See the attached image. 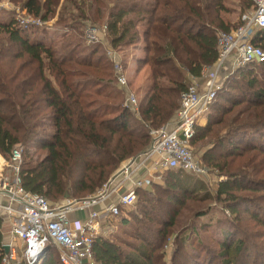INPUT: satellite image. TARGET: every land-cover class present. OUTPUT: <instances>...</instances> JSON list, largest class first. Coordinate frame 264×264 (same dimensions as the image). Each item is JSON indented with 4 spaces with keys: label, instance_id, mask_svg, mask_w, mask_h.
Listing matches in <instances>:
<instances>
[{
    "label": "trees",
    "instance_id": "trees-1",
    "mask_svg": "<svg viewBox=\"0 0 264 264\" xmlns=\"http://www.w3.org/2000/svg\"><path fill=\"white\" fill-rule=\"evenodd\" d=\"M16 1L21 10L44 21L52 19L60 8L57 20L60 26L71 25L69 22L73 19L69 20V17L74 16V9L79 11L76 19H107L109 44L114 48L136 44L142 38L146 43L143 63L150 66V75L138 107L140 117L137 118L130 107L112 103L118 98L126 101V96L123 98L119 93L114 96V92L109 91L114 86L119 87L118 79L102 43H93L91 49L82 50L83 54H87L80 57L82 52L71 47V41L60 49H54L52 42L46 39L44 28L22 27L15 11L8 12L7 21L0 19V33L19 49L13 61L4 62V44L0 47V153L11 160L13 149L17 145L23 146L20 175L24 188L51 199L95 192L122 162L148 151L153 142L150 128H159L176 118L182 93L191 82L190 75L199 77L204 68L216 63L219 32L231 31L239 24L224 20L222 14L229 11L225 0H115L108 12L103 10L105 0ZM241 4L251 8L253 0H241ZM252 42L264 51V29L254 32ZM263 66L264 61H254L237 68L233 75L237 80L247 79L250 87L263 85L249 93L251 99L248 102L251 105L247 109L252 110L248 118L253 120L238 123L235 118H223L214 121L216 102L228 92L231 75L210 107L207 125L197 127L192 142L205 139L216 124L225 123L227 136L224 141H229L230 148L225 160L244 156L255 149L264 153L263 145L258 146L251 141L243 145L244 141L236 138L241 130L250 126L256 132L264 128V82L255 75V70ZM238 104L235 103L233 108ZM226 109L220 105L217 111L225 113ZM132 121H135L136 127L131 126ZM232 124H236L235 127ZM48 126L53 127V131L47 132ZM198 133L200 137H197ZM231 135L233 139L228 137ZM247 147L252 150L246 151ZM40 150L46 151L43 157L36 154ZM254 160L252 157L248 164ZM220 167L224 172L230 165L224 163ZM166 171L170 174L165 179V189L164 184L162 187L155 186L156 189L181 191L184 199L201 193L208 199L212 198L205 191L204 183L188 171L181 168ZM226 174L228 178L218 185V200L225 203L230 214L240 223L245 218L243 215H247L264 227L262 209L255 204L258 200L264 201V196L249 200L236 193L238 190H250L253 193L263 192L264 195V178L256 180L243 170ZM143 190L146 189H140L138 195ZM173 200L176 204L182 201L178 195L167 197L169 203H174ZM143 214L142 224L130 233L138 243L111 240L106 234L95 239L97 264H168L165 248L172 238L177 215L167 220L159 214L160 220L147 208ZM6 221L0 215V264H3L6 254L3 234ZM123 223L124 227L130 224L128 216L124 217ZM103 228L109 234L115 226L106 221ZM223 232L219 245L222 263L249 264L247 258L243 261L246 241H232L231 233L227 230ZM179 242L185 245L186 241L182 238ZM201 244L204 245L199 242ZM206 252V248L200 252L205 254L204 261L193 259L191 264H208ZM175 259L174 263L177 262ZM34 264H63L59 248L49 242L46 258Z\"/></svg>",
    "mask_w": 264,
    "mask_h": 264
},
{
    "label": "built area",
    "instance_id": "built-area-1",
    "mask_svg": "<svg viewBox=\"0 0 264 264\" xmlns=\"http://www.w3.org/2000/svg\"><path fill=\"white\" fill-rule=\"evenodd\" d=\"M15 13L24 28L47 24L26 10L18 9ZM261 29H264V0H253L251 9L241 14L237 27L220 32L218 60L213 66L204 68L201 76L191 79L188 89L182 93L176 118L159 128H150L151 148L123 165L120 173L106 182L94 196L53 205L47 197L27 191L20 175L24 147L17 145L7 163L13 178L10 181L4 178L0 187V192L11 199L7 206L0 205L11 220V240L5 243L9 251L3 264L40 262L48 252L49 242L59 248L63 264H97L94 242L98 236L108 233L103 228L104 222L111 224V220L118 218L124 208L135 205L140 189L151 187L161 179L164 171L173 168L184 169L199 178L206 175V169L191 144L197 134L199 120L208 117L210 107L236 68L264 61L263 49L252 42L254 32ZM108 31V24L103 27L88 25L85 37L89 43L103 44ZM106 54L113 64L118 86L126 92L125 105L138 110L139 99L129 88L126 67L118 50L108 45ZM232 56V69H235L230 73L226 72V67ZM79 210L89 214L84 222L79 220L77 226H72L70 216ZM18 242L23 247L20 248Z\"/></svg>",
    "mask_w": 264,
    "mask_h": 264
},
{
    "label": "rangeland",
    "instance_id": "rangeland-1",
    "mask_svg": "<svg viewBox=\"0 0 264 264\" xmlns=\"http://www.w3.org/2000/svg\"><path fill=\"white\" fill-rule=\"evenodd\" d=\"M64 0H62L63 2ZM115 0H105V8L103 7V10L105 9L106 12H108L109 9H112L113 2ZM227 3V7L230 8L229 11L225 12L224 16L226 19L230 21H236L235 24L240 23V17L241 14L245 11H248L251 8L243 7L241 4V0H225ZM1 7H0V19L7 21L9 19V13L8 12H17L18 9H21L20 4L16 0H0ZM59 10L57 9L56 14L54 17L47 21V24L43 25L42 28L45 29L46 35H47V41L50 43L52 42L54 49H60L63 44H66L67 41H71L73 45L71 47H74L78 49V51L85 50V49H91V45L93 43H89L86 40L85 37V30L88 25H97L99 27H103L107 21V19L101 18L97 19L96 21L93 20H87V18H78L76 19V16H78L77 10L74 11V16L70 15L69 24L70 26H60L57 22L59 18ZM84 11V10H83ZM84 13V12H83ZM66 24V23H65ZM44 31V30H43ZM43 31H39V33H43ZM222 32V31H220ZM219 32V34H220ZM34 33H32L33 37ZM70 37H73V40H70ZM109 38V39H108ZM110 41L109 32L106 37V42L102 44L104 51H106ZM5 47V50L3 51L5 57H3L4 62L13 61V57L16 52L19 51V49L13 44L10 43L8 40V37H6L4 34L0 33V47ZM3 47V48H4ZM126 47H117L116 50H118L119 56L124 61L125 58L128 56V49L126 52L124 51ZM87 54V53H85ZM82 54L80 57H82ZM146 56V53H145ZM145 58V57H144ZM143 58V59H144ZM13 59V60H12ZM19 63V61H18ZM125 63H128L127 60L124 61V65L126 67L127 72V66ZM143 65V64H142ZM141 66V65H140ZM144 66V65H143ZM141 66L140 68H142ZM257 68L255 71L258 75L259 79H261L264 82V66L261 69ZM237 68L232 72V76L229 79L228 84V92L225 94H222L221 97L216 102V111L214 113V121H217L218 119H225V120H232L235 118V120H238V123H242L243 121L247 120H253V118H248L249 112L252 110H248V106L251 105L249 101L250 94L253 92V90L260 88L263 86L260 84L258 87H250L249 83L246 80H242L241 78L239 80L236 79V77L233 78V75L235 74ZM228 72V71H227ZM128 73V72H127ZM147 73H150V66H146V70L144 73L145 75H148ZM130 72L127 74L128 79ZM230 77V76H229ZM228 77V78H229ZM108 79V78H107ZM146 78H143L140 82L137 80V83H134L133 80L130 81V87L131 90L137 95L140 100L142 99L143 95L145 94V88L147 85ZM190 83V82H189ZM109 91L114 92V96H117V93L120 94L121 97H125L126 94L125 90L123 91L119 87L111 88ZM124 92V93H123ZM250 95V96H249ZM118 105H125V101H123L121 98H118L115 102ZM235 103H240L238 105H235ZM222 105L223 107H226V111L221 112L217 111L218 106ZM246 108V111H245ZM241 112V113H238ZM138 110H133L132 114L139 118ZM238 116V117H237ZM136 118V119H137ZM209 119L207 117V122H205L204 127L207 125ZM135 121H132L131 126L136 127ZM235 127L236 124H232V127ZM227 128V127H226ZM224 124H216L212 131L207 135L205 139L199 140L197 142H192V148L193 151L198 158L199 162L202 164L203 167L206 169V175L199 178L198 176H195V179H198L202 181L205 185V191H208L210 195L212 196L211 199H208L205 194H198L194 196H190L188 198L183 197L181 194V191H165V190H159L156 189L155 186H164L166 184L165 179L167 180L170 172L164 171L161 174V179L156 180L154 184L147 188L146 190H143L139 193L137 202L135 205L130 207L129 209H124L123 216L118 217L116 219H112V225L115 226L114 230L106 234V237L111 240H129L133 241L134 243H138V240L133 239L131 237L132 234H130L132 231H136L137 227L140 226L144 219V210L146 208L150 213H153V216H155L157 219L160 218L159 214L164 215L167 220L168 217H172L173 215L176 216V225L173 229V235L172 238L169 240L168 245L166 246V256L165 261L168 264H191V260H200L204 261L203 257L205 254H200L202 252L203 248H206L208 256L206 257V262L208 264H223L222 263V249L219 248L220 241H222V233L223 231L227 230L231 233L230 240L236 241L237 239H244L246 241L247 249H246V257L248 259L249 264H264V227L262 225H257L254 221H252L249 216L243 215L245 218L241 221L237 220L235 216H232L230 214V211L228 208H226V205L224 202L218 200L217 192H218V185L221 181L228 178L226 173L230 172H239L240 170H243L244 172H248L250 175L258 179L264 178V153L260 152L258 149H255L253 151L252 148H246V151L250 149L251 153H248L241 157H234L229 158L225 160V156L227 154V151H229V141H224V137L227 136V131ZM53 131V127L48 126L47 132ZM236 138L242 139L241 141H244L242 144H247L248 141H251L252 143L264 146V128L260 132H256L252 126H250L247 129L241 130V133H239ZM200 133H198L197 137H200ZM230 139L231 136H228ZM220 139V140H219ZM233 139V138H232ZM223 142V145H220V143ZM35 151L34 149L32 150ZM38 157H43L46 154V151L40 150L39 152H36ZM139 156V155H138ZM138 156H134L132 158L127 159L126 161L122 162L116 169H114L107 177V179L100 185V187L92 193L82 194L78 196H62L58 199H51L48 197L49 201L53 205H61L66 204L70 201H76L84 198H88L91 196H94L98 191L102 188V186L108 182L111 178L115 177L118 173H120L123 165H125L129 160L134 159ZM3 157V156H2ZM254 157V162L248 164L251 160V158ZM4 158V157H3ZM6 162L8 163L9 160L4 158ZM24 159V156H23ZM224 163H228L230 165V168L225 169L223 172L221 170L220 165H223ZM248 164V166H246ZM246 166V169L244 167ZM220 167V168H219ZM263 171L260 173V171ZM7 178L9 181L12 180L13 174L9 166L6 165L5 170L3 171V179ZM0 180V187L1 182ZM164 184V185H163ZM166 185L163 187L165 189ZM146 191L151 192L148 193ZM153 191V193H152ZM237 195L240 197H245L249 200H251L252 197H263V192H257L253 193L250 190H238L236 191ZM178 195L179 198L182 200L181 203L176 204V202L173 200L174 203H169L167 201L168 196H176ZM254 198V199H255ZM11 202V199L6 194L0 195V205L1 206H7ZM256 207L262 209L261 216L264 217V201L258 200L256 201ZM256 208V209H257ZM258 210V209H257ZM0 215L4 217L6 222H4V231H5V237L7 238L9 236V232L11 230V220H9L7 216V212L0 208ZM128 216L130 220V224L126 225L124 227V217ZM159 221V220H158ZM219 222H221L219 224ZM118 225V226H117ZM220 225L218 228L217 226ZM153 227L156 229V226ZM222 227V230L220 229ZM224 233V232H223ZM178 235V237H177ZM177 237V239H176ZM184 239L185 245H182L181 239ZM7 241V240H6ZM199 242L204 243V245H199ZM180 245V246H178ZM54 247V246H53ZM21 248V247H20ZM52 248V247H51ZM177 248L179 249L177 252ZM209 250H208V249ZM54 249V248H53ZM190 253H193L194 255H191ZM47 255V254H46ZM201 255V256H200ZM196 256V258L194 257ZM200 256V257H199ZM43 258H46L44 255ZM177 262L174 263V261ZM25 264V263H24ZM197 264H205L204 262Z\"/></svg>",
    "mask_w": 264,
    "mask_h": 264
},
{
    "label": "crops",
    "instance_id": "crops-1",
    "mask_svg": "<svg viewBox=\"0 0 264 264\" xmlns=\"http://www.w3.org/2000/svg\"><path fill=\"white\" fill-rule=\"evenodd\" d=\"M226 6H227V3H226ZM224 15L225 14L223 13L222 16L227 23L235 24L236 21L232 22V21L226 19ZM145 45H146L145 39L142 38V40L140 42L133 44V45H130V46H127L128 48L124 49L125 52L127 49L129 50L127 53L128 56H127V58L124 59V61L125 60L128 61V63H125L127 66V72L128 73L130 72V74H129L130 78L129 79H130V81L133 80L134 83H137L138 82L137 80H139V82H140L143 78H146L145 80L148 81V78L150 75V73H147L148 75H145L146 77H144V73H145L146 66H147V65H144V63H143V60H144L143 58L145 57V50H144ZM233 59H234V56L230 57L229 61L227 62L226 72L230 71V73H231L235 69V68L232 69L233 68ZM140 65L143 67L140 68L141 67ZM193 77H195V76L190 75V80ZM205 122H207V117H202L199 120L198 126H204ZM0 157H1V160H0V180H2L3 179L2 178L3 171L5 170L7 162L2 157L1 153H0ZM0 195H4V193L0 192ZM88 214H89L88 211H83V210H79L77 212L72 213L70 216V222L72 223V226H77L78 224H76V223H78L77 221H79V220L84 222L86 220ZM3 234L5 235L4 228H3ZM10 240H11V236L9 234V236L7 238L5 237V243L10 242ZM18 246L23 247V244L21 242H18Z\"/></svg>",
    "mask_w": 264,
    "mask_h": 264
},
{
    "label": "water",
    "instance_id": "water-1",
    "mask_svg": "<svg viewBox=\"0 0 264 264\" xmlns=\"http://www.w3.org/2000/svg\"><path fill=\"white\" fill-rule=\"evenodd\" d=\"M5 251H6V253H8V251H9V246L8 245L5 246Z\"/></svg>",
    "mask_w": 264,
    "mask_h": 264
}]
</instances>
